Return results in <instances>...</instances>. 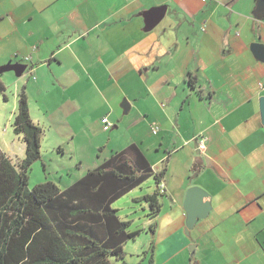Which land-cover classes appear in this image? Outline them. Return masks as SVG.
I'll use <instances>...</instances> for the list:
<instances>
[{
	"label": "crops",
	"instance_id": "obj_1",
	"mask_svg": "<svg viewBox=\"0 0 264 264\" xmlns=\"http://www.w3.org/2000/svg\"><path fill=\"white\" fill-rule=\"evenodd\" d=\"M160 6L165 18L145 32L144 14ZM5 8L0 22L19 38L5 65L28 66L16 83L44 130L42 145L52 137L57 173L78 170L65 187L52 182L64 189L135 145L154 176L166 168L160 186L181 228L188 190L211 195L214 226L194 241L195 254L203 247L209 264H264L257 0H9ZM25 150L10 159L18 163ZM223 225L228 233L210 234Z\"/></svg>",
	"mask_w": 264,
	"mask_h": 264
},
{
	"label": "trees",
	"instance_id": "obj_2",
	"mask_svg": "<svg viewBox=\"0 0 264 264\" xmlns=\"http://www.w3.org/2000/svg\"><path fill=\"white\" fill-rule=\"evenodd\" d=\"M1 76L0 96L7 101ZM195 82L190 76V85ZM13 130L26 150L18 163L0 150V264H112L111 259L126 264L125 244L138 232L128 231L130 222L120 219L113 204L153 177L142 151L133 145L114 153L64 189L52 181L30 189L29 173L42 159L44 130L32 120L25 88ZM165 175L166 168L155 176L154 193L134 199L148 205L153 235L163 210L160 198L166 197L160 190Z\"/></svg>",
	"mask_w": 264,
	"mask_h": 264
},
{
	"label": "rangeland",
	"instance_id": "obj_3",
	"mask_svg": "<svg viewBox=\"0 0 264 264\" xmlns=\"http://www.w3.org/2000/svg\"><path fill=\"white\" fill-rule=\"evenodd\" d=\"M9 0H0V13L6 11V5ZM3 11V12H2ZM9 28V23L0 22V67L7 64L13 57L15 45L13 42H18L19 38ZM2 81L6 86L5 101L4 96H0V150L8 157L19 154L23 147L24 141L22 136H17L13 130L15 115L18 111V100L20 90L18 88V80L13 72L3 74ZM123 101L121 105L124 104ZM51 135L44 137L42 152L43 158L37 161L29 173V188L33 189L37 185L54 181L65 187L67 181H71L78 174L75 169L72 174L57 173L60 168L59 159L51 154ZM92 145L86 143L84 146ZM99 154V153H98ZM20 162V161H19ZM60 176L67 178L60 181ZM156 189L155 176L153 175L141 188L132 191L127 196L121 198L113 204V208L118 210L119 217L122 221L130 222L129 232H138L134 240L125 244V263L126 264H196L200 257L205 259L204 264H209L208 256L202 255L201 247L199 254L192 255L191 247L196 246L194 241H198L203 234H207V228L214 226L213 219L208 218L200 220L191 233H186V220L181 228L180 222L174 213V207L170 201L162 196L160 199L164 202V208L161 215L157 218V233L153 235L149 229L151 224L148 214L149 207L145 203H136L135 198L154 193ZM223 226L216 228L210 234H225ZM248 231V229H241ZM237 234V232H234ZM249 234H254L249 231ZM207 240V239H206ZM205 242V241H204ZM202 242V246L204 244ZM154 245V252L151 245ZM220 256V255H219ZM112 264H123L111 259ZM254 262V261H253Z\"/></svg>",
	"mask_w": 264,
	"mask_h": 264
},
{
	"label": "water",
	"instance_id": "obj_4",
	"mask_svg": "<svg viewBox=\"0 0 264 264\" xmlns=\"http://www.w3.org/2000/svg\"><path fill=\"white\" fill-rule=\"evenodd\" d=\"M167 6L152 8L144 14L145 32L154 30L165 18ZM256 17H264V0H257ZM251 50L255 58L264 63V44L254 43ZM28 66L23 64H8L0 67V74L13 72L16 77L21 78L27 71ZM262 121L264 125V97L260 99ZM186 213V233L189 235L192 228L200 220L207 219L212 211V197L204 189L194 187L188 190L183 207ZM192 255H195V246L191 248Z\"/></svg>",
	"mask_w": 264,
	"mask_h": 264
},
{
	"label": "built area",
	"instance_id": "obj_5",
	"mask_svg": "<svg viewBox=\"0 0 264 264\" xmlns=\"http://www.w3.org/2000/svg\"><path fill=\"white\" fill-rule=\"evenodd\" d=\"M204 1H207V0H204ZM103 124H104V130H106V131H108V130H110L112 127H113V125L108 121V119L107 118H105V119H103ZM153 132H154V134H157L158 132H159V128L158 127H153ZM206 142H207V138H205V137H202L201 139H200V142H199V148L201 149V150H204L205 149V146H206ZM163 186H160V190H161V192H164L163 191Z\"/></svg>",
	"mask_w": 264,
	"mask_h": 264
}]
</instances>
